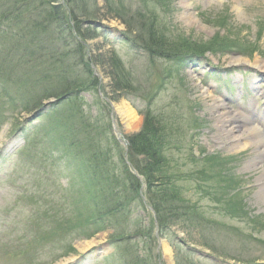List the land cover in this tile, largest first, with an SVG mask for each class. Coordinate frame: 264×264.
<instances>
[{
	"label": "rangeland",
	"instance_id": "1",
	"mask_svg": "<svg viewBox=\"0 0 264 264\" xmlns=\"http://www.w3.org/2000/svg\"><path fill=\"white\" fill-rule=\"evenodd\" d=\"M89 1H84L86 8ZM97 1L99 6L103 5L102 0ZM89 4L88 8L93 9ZM165 4L166 10L160 13L159 18L167 27L169 37L198 46L207 45L215 38H229L234 45L245 50L233 49L231 46L230 51L220 52L213 48L212 51L202 54L204 59L198 67L192 66L185 70L173 69L171 62L164 60L153 64L145 54L131 49L125 43V34L132 39L135 36V33H128L125 25L133 30H138L140 25L134 15L135 8L130 5L125 11H121V23L116 20L101 21L106 28V34L114 36L112 48L115 53L103 43L101 37L85 40L86 50L90 56L96 57V62L85 53L79 56L72 53V57L67 59L71 69L66 75H74L75 78L63 82L57 75L49 82V87L54 91V88L60 89L62 85L75 82L74 80L76 84L85 85V76L88 75L90 80L89 74L86 75L89 71L87 65L94 69L102 84L101 92L100 95L83 94L90 110L87 111V106H82L81 111L87 114L89 120L95 119L97 125L106 129L102 136V132L100 135L97 132V139L102 140V147L100 142H95L102 150L104 147L107 149L104 152L117 166L120 165L118 162L122 159L121 156L123 159L125 156L130 159L132 165H138L137 158L131 156L128 148L117 142L113 133H119L121 138L139 134L147 102L151 108L162 110L166 116L169 113L176 119L170 136L175 144L170 152L176 170L185 178L179 184L183 188L181 195L169 205L175 207L183 199V203L179 202L184 210H180L181 214L178 213V224L169 227L176 234L174 245L180 248L174 249L168 236L156 234L153 224L147 219L144 222L133 219L128 223L125 221L122 223L125 230H121V218L117 217L119 226L110 228L111 225H108V232L102 231L92 238L81 239L90 230H73L76 220L68 214L67 202L64 201L67 200L65 197H76L79 205H84L85 198L78 192L81 185H71L72 180L68 183V177L63 173L54 175L53 178L51 173L50 156L57 160L60 156L64 157L63 147L55 145V150L41 139V144L37 147L40 155L36 156L20 151L25 144L21 140L23 144L20 141L16 150H6L11 140L20 139L17 134L22 128H26L28 134L33 132L32 135L42 134L46 130V134L55 138L56 133L50 131L48 120L50 116L56 122L64 119L67 116L66 110L59 106L45 116L40 114L48 103H57L56 97H53L44 101L45 107L41 109H34L29 113L20 112L24 105L16 100V106H11L8 94L13 92L7 85H4V89L0 83V264H53L55 261L57 262L54 264H121L116 254L121 251L122 243L111 246L107 241L123 237L133 246L131 249L135 250L137 264H264V197L258 194V180L262 176L264 161L247 168L246 165L252 158L257 157L254 146L242 150L215 147L217 118L207 111L212 107L211 99L221 101V105L228 112L237 111L246 115L253 108L259 110L264 106V70L255 67L256 63L262 67L264 65V0H167ZM3 8H0V19ZM89 22L91 21L88 20L81 26L85 28L89 26ZM1 25L3 31L4 24ZM97 51L105 56L110 51L116 54L115 58L124 70L121 71L124 76L123 80L121 75V83H128L130 80L132 88L142 87L146 93L143 90L121 92L116 71L108 64L107 57L101 59L97 56ZM232 58L244 61L233 65L229 63ZM100 63L103 65H99ZM15 77L21 78L19 67H16ZM203 90L207 95L202 93ZM122 103L127 104L136 114L129 121L120 118L111 110ZM110 119L113 121L112 127L108 124ZM238 122L243 126V121ZM194 124L195 127L192 126ZM261 132L264 137V129ZM192 154L197 161H192ZM139 164L145 165L144 162ZM198 170L203 171L202 175L206 177H202L199 172V175H195ZM122 173L124 171L119 174ZM9 178L14 183L9 182ZM202 180H208L207 184ZM128 185L130 184H126V187ZM22 195H26V199ZM30 196L35 202H29ZM38 196L40 199L37 201ZM140 196H144L148 202L147 195L142 192ZM133 198L134 195H128L129 200ZM227 209L231 210L230 213L235 211L238 217H229ZM44 210L52 214L51 220L56 216L60 225L62 224V230H53L49 244L37 246L39 235L42 236L47 231V226L39 229L45 222L41 213ZM168 215L175 216L173 212ZM83 216L82 221H88L86 212ZM63 227L70 229L64 230ZM239 230H254L257 241L246 240ZM133 231H139L140 234ZM204 245L207 248L202 247ZM68 246L73 248L74 253L57 260L58 255L66 251ZM163 246L170 250V255L165 254ZM182 248H189L193 254H181L185 252ZM21 249L24 256L19 254ZM245 252L250 254L248 258L240 257ZM205 254L215 260L206 259Z\"/></svg>",
	"mask_w": 264,
	"mask_h": 264
},
{
	"label": "trees",
	"instance_id": "2",
	"mask_svg": "<svg viewBox=\"0 0 264 264\" xmlns=\"http://www.w3.org/2000/svg\"><path fill=\"white\" fill-rule=\"evenodd\" d=\"M84 1L86 0H64L63 4H60V0H0V8L4 7L1 10L0 28L1 23L12 25L9 31L0 30V73L3 74L5 80L13 81L16 67L24 71L27 79L15 84L29 90L31 97L37 95V93H33V89L41 96V98L38 97L32 101L29 107L28 103V108L39 107L43 100L51 97L60 98L79 90H95L97 80L92 76L88 65L89 71L86 75L89 74L91 81L88 75L85 76V85L76 84V80H74L75 82L62 85L60 89L54 88V91L49 87V82L57 75L63 82L75 78L74 75L72 77L66 75L71 69L70 63L67 61L72 57V53L79 56L81 53H85V49L84 45L76 42L72 31L82 41L95 40L99 36L96 30L90 26L83 28L81 25L87 23L88 20L91 23L102 20H116L121 23V11H125L128 6L125 0H102V6H99L97 0H90V4H88L93 9L90 7L89 9L87 3V8L84 6ZM166 2L167 0H139L134 14L140 23L138 30H133L130 26L125 25L128 33H135L134 40L144 47L154 59L162 58L172 61V68L179 69L188 56L202 55L206 51H212L213 48H217L220 52L230 51L232 47L245 50L241 46L234 45L233 40L229 38H215L207 45L198 46L195 43L180 42L179 39L169 37L167 27L159 18V11L166 7ZM10 39L13 41L6 49L3 43ZM97 48L96 46L95 49ZM98 51L97 56L101 59L107 57L108 64L116 71L121 92L131 93L143 90L142 87L132 88L130 80L128 83H124V81L121 83V71L124 72V70L120 67L121 65L112 51L107 52L106 56ZM90 58L96 62L95 56ZM85 86H89V88ZM144 93L146 92L144 91ZM66 113L67 116L64 113L65 117L60 122L59 129L61 130L63 127L65 138L71 142L68 144L67 139L63 138L66 145L68 144L74 164L71 171L74 172V176L81 185L78 192L85 198V204L76 209L77 226L82 227L86 224L93 230H103L108 225H111L110 228L119 226L116 218L120 217L121 230H125L122 223L125 221L127 223L128 219L127 207L131 201L128 199V195H134V200L139 198V182L128 172L122 156L118 162L120 165H115L105 153L107 149L104 147L102 150L95 142H100L101 146L102 140L97 139V132L98 135L102 132V136L106 129H102L95 120H89L81 114L72 101L68 103ZM163 113H156L153 109L146 110L141 132L127 138L129 153L138 160V165L133 166L145 180L144 191L149 198L148 202L156 213L160 232L167 226L178 224V213L180 210H184L179 202L181 200L175 207L170 206L169 203L181 195L183 188L179 184H182L181 180L185 178L176 170L170 152L174 147L170 136L173 132L172 124L175 119L169 113L168 116ZM114 146L116 145L114 144ZM191 159L197 161L193 155ZM128 160L132 162L130 159ZM141 161L145 165H140ZM123 171L124 174L122 173L121 176L119 173ZM198 172L202 175L203 171L198 170L195 175ZM202 177L206 176L202 175ZM202 181L208 182L207 180ZM128 183L130 185L126 187ZM181 202L183 203V199ZM67 203L69 208L75 207L72 200ZM121 211H125V214ZM84 212L88 216L87 223L82 221ZM172 212L175 218L172 217V214V216L168 215ZM56 226L57 228L52 227L51 230H61L60 224ZM136 228L138 227L136 226ZM139 231H133V233L140 234ZM129 262L137 264L138 261L135 256H132Z\"/></svg>",
	"mask_w": 264,
	"mask_h": 264
},
{
	"label": "bare ground",
	"instance_id": "3",
	"mask_svg": "<svg viewBox=\"0 0 264 264\" xmlns=\"http://www.w3.org/2000/svg\"><path fill=\"white\" fill-rule=\"evenodd\" d=\"M243 59L240 58H232L230 60V64H241L243 63ZM256 63V68L263 67ZM203 94L207 95V92L202 91ZM209 98V96H207ZM212 107L207 109L209 113L215 115L217 118V135L216 139L218 141V145L223 149H234V150H242L247 149L250 146H254L257 151V157L252 158V160L248 163L247 168L255 167L259 164V162L264 161V137L262 136V129L259 125L254 124L252 122L251 117H248L244 114H241L237 111L228 112L224 108L221 101L218 99H211ZM114 112L122 119L127 121L131 120L135 117V113L127 106V104H119L114 109ZM238 120L243 121V126L238 122ZM260 161H258V160ZM259 182V191L258 194L261 197H264V166L262 168V176L258 180ZM163 250L165 254L170 255V250L163 246Z\"/></svg>",
	"mask_w": 264,
	"mask_h": 264
}]
</instances>
